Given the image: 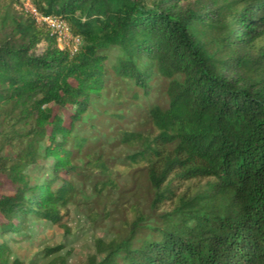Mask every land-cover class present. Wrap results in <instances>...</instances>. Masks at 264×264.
Wrapping results in <instances>:
<instances>
[{
	"label": "trees",
	"instance_id": "16d2710c",
	"mask_svg": "<svg viewBox=\"0 0 264 264\" xmlns=\"http://www.w3.org/2000/svg\"><path fill=\"white\" fill-rule=\"evenodd\" d=\"M32 2L81 44L59 48L19 0H0V174L14 187L0 196V264H25L13 245L31 241L32 223L62 221L80 171L113 184L92 146L98 131L125 124L127 100L145 101L149 132L118 130L131 151L123 164L147 174L152 210L164 200L172 210L143 237L138 220L98 239L88 264H264V0ZM50 159L32 181L30 169Z\"/></svg>",
	"mask_w": 264,
	"mask_h": 264
},
{
	"label": "rangeland",
	"instance_id": "374dc122",
	"mask_svg": "<svg viewBox=\"0 0 264 264\" xmlns=\"http://www.w3.org/2000/svg\"><path fill=\"white\" fill-rule=\"evenodd\" d=\"M146 4L150 0H144ZM117 53H111L113 59ZM164 83L151 94L150 102L161 103L164 97ZM108 97V96H106ZM133 102L127 100L125 107V124L116 123L105 131H98L97 141L94 147L97 154L103 156L111 171L108 177L113 184H107V177H100L97 171H80L74 179L75 194L68 207L62 210V221L56 225L32 223L31 241L14 244L15 255L25 264H88L91 256L96 254L95 243L98 239L109 241L116 236H125L132 224L139 220V236L147 235L150 228L160 225L159 215L172 210V203L164 200L158 203L156 208L151 207L154 189L148 182L145 171H135V168H127L123 164L125 155L131 151L120 143L119 129L137 131L147 134L149 128L145 125V112L141 109L145 101ZM144 107V106H143ZM52 115H62L68 118L69 109L59 108L55 104H49ZM146 107H144L145 109ZM87 118H90L89 116ZM32 129L31 124L22 127L19 132L23 134ZM114 129V130H113ZM6 155L14 156L15 151L10 147ZM52 160L40 161L37 167L30 169L32 181H39L47 174ZM80 166H82L80 164ZM141 166V165H140ZM143 166V165H142ZM207 180L186 182L178 185L179 193L188 187L191 190L203 188ZM174 186L177 185L175 181ZM180 188V189H179ZM14 187L4 174H0V196L10 194ZM48 249H59L52 257H45Z\"/></svg>",
	"mask_w": 264,
	"mask_h": 264
},
{
	"label": "built area",
	"instance_id": "2783aa9c",
	"mask_svg": "<svg viewBox=\"0 0 264 264\" xmlns=\"http://www.w3.org/2000/svg\"><path fill=\"white\" fill-rule=\"evenodd\" d=\"M24 11L30 14L37 23L46 25L56 36L58 46L61 49L68 48L76 52L81 44L78 36H74L68 24L54 15H44L36 8L32 0H19Z\"/></svg>",
	"mask_w": 264,
	"mask_h": 264
}]
</instances>
